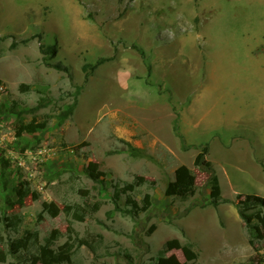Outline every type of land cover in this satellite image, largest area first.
<instances>
[{
    "label": "rangeland",
    "instance_id": "rangeland-1",
    "mask_svg": "<svg viewBox=\"0 0 264 264\" xmlns=\"http://www.w3.org/2000/svg\"><path fill=\"white\" fill-rule=\"evenodd\" d=\"M0 79V264H43L47 241L54 264H264L237 206L264 196V0H0ZM33 118L46 127L18 135ZM204 144L229 199L218 206L194 165ZM137 175L134 214L115 191ZM174 238L197 257L164 249Z\"/></svg>",
    "mask_w": 264,
    "mask_h": 264
},
{
    "label": "trees",
    "instance_id": "trees-1",
    "mask_svg": "<svg viewBox=\"0 0 264 264\" xmlns=\"http://www.w3.org/2000/svg\"><path fill=\"white\" fill-rule=\"evenodd\" d=\"M41 49L44 54L49 53L51 54V56L56 53V47L52 45L45 46L44 44H42ZM105 60H107V58H100L97 60V62L94 65L92 64L84 65V69H86V71H88V67L93 69L98 65H100V63H103ZM55 66L59 69H67L66 66H63L61 63H57L55 64ZM2 85H3V80L0 79V87ZM20 87L22 90H26L28 89L29 86L27 84H21ZM68 111L72 112V108L69 107ZM46 125H47L46 120L37 122L36 119L33 118L31 121L28 122L22 121L17 126V133L18 135H20L23 132L35 133L44 129ZM174 131L180 137L182 141V145L184 147H187L186 138L179 129V120H175ZM208 150H209V146L207 144H204L200 149V152L196 155L194 159V165L203 172L207 173L208 175L207 183L210 187V194H209L210 203L213 204L214 206H218L222 202L229 201V199L224 198L222 196L219 177L215 171L212 161L206 157ZM86 171L93 180H98L101 176L104 175V172L102 170H99L98 163L94 161H91L89 163V165L86 168ZM147 182L148 180L144 176L137 175L135 176L133 181L125 183V185L120 189L118 188L115 191V195H116L115 197H119L120 195H125V194L128 195V193L132 192L136 187H139ZM175 182H176L177 198L181 200H186L196 193V187L194 185V181L192 178V170L190 169L189 166L182 164L175 169ZM242 197L243 199H241ZM238 199H241L237 204L239 209L238 210L239 215L244 220V222L249 225L248 227L249 233L251 234L255 233V237L257 239L264 238V213L260 210L255 211V207L257 206L264 207V196H260L256 194H245V195L239 194ZM144 202L148 204L150 203L149 194L145 196ZM126 204L131 212H133L134 214H138L140 210V204L136 199L128 195ZM191 207L192 206L186 208L184 213H188ZM48 210L53 215L57 214V208L56 206H54V204H50ZM74 213L75 216L80 220L84 219L85 217L83 213H80L77 210ZM252 219H255L257 224L251 223ZM253 241H254L253 238H251L250 239L251 244H253ZM26 243H27L26 239L24 238L17 239L12 243V249L23 248L26 246ZM174 248L182 250L186 262L194 260L197 257L196 252L192 250L191 242L182 244L179 239L174 238L168 240L164 247V249H174ZM3 259L4 256H1L0 260ZM41 260L43 264H54L58 262V256L53 254L52 250L50 249V244L48 243V241L45 245L41 247ZM156 264H173V263L168 257L161 256Z\"/></svg>",
    "mask_w": 264,
    "mask_h": 264
},
{
    "label": "crops",
    "instance_id": "crops-1",
    "mask_svg": "<svg viewBox=\"0 0 264 264\" xmlns=\"http://www.w3.org/2000/svg\"><path fill=\"white\" fill-rule=\"evenodd\" d=\"M185 76H186V75H184V78H185ZM179 86H180V87H179V89H178V92L180 93L181 90H183V88L181 89V86H182V85H181L180 83H179Z\"/></svg>",
    "mask_w": 264,
    "mask_h": 264
}]
</instances>
